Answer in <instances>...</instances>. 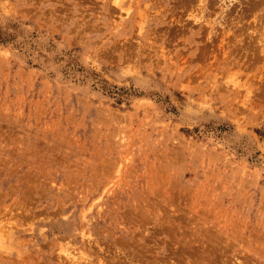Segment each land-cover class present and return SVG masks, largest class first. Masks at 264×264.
Masks as SVG:
<instances>
[{
	"label": "rangeland",
	"instance_id": "obj_1",
	"mask_svg": "<svg viewBox=\"0 0 264 264\" xmlns=\"http://www.w3.org/2000/svg\"><path fill=\"white\" fill-rule=\"evenodd\" d=\"M205 2L0 0V264H264V0Z\"/></svg>",
	"mask_w": 264,
	"mask_h": 264
},
{
	"label": "bare ground",
	"instance_id": "obj_2",
	"mask_svg": "<svg viewBox=\"0 0 264 264\" xmlns=\"http://www.w3.org/2000/svg\"><path fill=\"white\" fill-rule=\"evenodd\" d=\"M200 2L203 4L204 3V5H206V2H205V0H200ZM209 4V3H208ZM199 5H201L200 3H199ZM201 6H199V8H200ZM208 7V6H207ZM206 7V8H207ZM202 9H205L204 7L202 8ZM205 10H207V9H205ZM202 11H204V10H202ZM202 14V13H201ZM68 249V248H67ZM69 249H70V247H69ZM68 249V250H69ZM69 253H68V255L67 256H70L72 253H70V252H72V251H68ZM67 253V252H66ZM75 257V256H74Z\"/></svg>",
	"mask_w": 264,
	"mask_h": 264
}]
</instances>
